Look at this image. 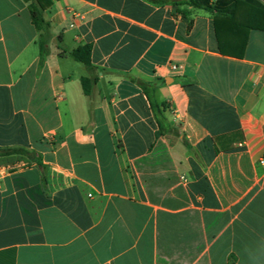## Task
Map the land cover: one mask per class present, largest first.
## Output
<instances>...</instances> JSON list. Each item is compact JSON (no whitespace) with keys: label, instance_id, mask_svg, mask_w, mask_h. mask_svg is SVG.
Masks as SVG:
<instances>
[{"label":"crops","instance_id":"obj_1","mask_svg":"<svg viewBox=\"0 0 264 264\" xmlns=\"http://www.w3.org/2000/svg\"><path fill=\"white\" fill-rule=\"evenodd\" d=\"M33 4L0 0V150L43 164L0 157V264H264V31L235 58L205 10L54 0L41 66Z\"/></svg>","mask_w":264,"mask_h":264},{"label":"trees","instance_id":"obj_2","mask_svg":"<svg viewBox=\"0 0 264 264\" xmlns=\"http://www.w3.org/2000/svg\"><path fill=\"white\" fill-rule=\"evenodd\" d=\"M54 0H38L39 6L35 4L30 6L32 22L36 29L41 33L40 45V65L43 66L49 56V30L51 24L47 22L41 10H45L52 5ZM179 6H190L194 9L205 10L214 16L215 30L218 39L219 52L222 55L243 58L248 44L250 30L258 29L264 31V5L257 0H217L212 3L211 0H168ZM252 9L249 21H239L237 13L240 7ZM91 45H83L75 50L71 55L77 62L82 63L89 73L94 74L97 70L91 63ZM130 80L138 84L145 92L155 119L159 126L157 136L165 132L164 120L162 118L161 106L157 105L153 99L155 84L143 82L134 77ZM97 82V77H88L82 79L84 93L90 96ZM17 156L25 160L28 164L42 166L41 156L26 148L0 150V157ZM229 264H236L235 259L231 257Z\"/></svg>","mask_w":264,"mask_h":264},{"label":"built area","instance_id":"obj_3","mask_svg":"<svg viewBox=\"0 0 264 264\" xmlns=\"http://www.w3.org/2000/svg\"><path fill=\"white\" fill-rule=\"evenodd\" d=\"M262 2L264 4V0H262ZM72 16H73V20H74V22L72 24V27H76L77 24H76L75 20L79 19L80 17H78L79 15L77 13H72ZM173 69L176 70L177 67L176 66H173ZM263 163H264V160H263Z\"/></svg>","mask_w":264,"mask_h":264}]
</instances>
